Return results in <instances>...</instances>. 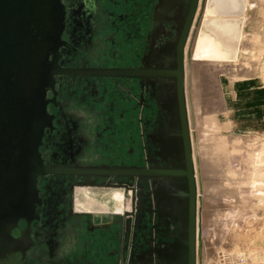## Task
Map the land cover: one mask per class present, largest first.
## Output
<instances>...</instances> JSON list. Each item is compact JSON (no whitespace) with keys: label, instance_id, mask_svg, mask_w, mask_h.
I'll use <instances>...</instances> for the list:
<instances>
[{"label":"flooded vegetation","instance_id":"obj_1","mask_svg":"<svg viewBox=\"0 0 264 264\" xmlns=\"http://www.w3.org/2000/svg\"><path fill=\"white\" fill-rule=\"evenodd\" d=\"M201 1L53 0L50 16L32 13L48 30L37 45L29 29L24 40L35 53L25 57L15 87L31 105L37 93L46 115L27 144L22 132L3 140L0 264L153 262L167 222L161 204L156 208L147 195L154 179L121 172L185 164L187 46ZM18 9L21 16L26 8ZM6 120L2 105L0 125ZM27 146L35 153L30 159ZM194 169L199 238L195 162ZM121 185L145 193L123 234L118 224L103 228V214L124 213Z\"/></svg>","mask_w":264,"mask_h":264},{"label":"rangeland","instance_id":"obj_2","mask_svg":"<svg viewBox=\"0 0 264 264\" xmlns=\"http://www.w3.org/2000/svg\"><path fill=\"white\" fill-rule=\"evenodd\" d=\"M247 1L239 56L221 61L198 35L189 49L208 264H264V0H232L222 16L238 17Z\"/></svg>","mask_w":264,"mask_h":264},{"label":"water","instance_id":"obj_3","mask_svg":"<svg viewBox=\"0 0 264 264\" xmlns=\"http://www.w3.org/2000/svg\"><path fill=\"white\" fill-rule=\"evenodd\" d=\"M20 7L26 8L21 16L17 13ZM34 11L44 12V15L50 16V13H53V0H0V108L4 105L7 114L6 126L0 125V136H5L0 137V156L5 153L4 148L7 146L3 140L7 143L13 134L22 132L21 137L26 141V144L29 139L34 138L36 133L40 134L42 121L46 115L40 96L36 97L37 93H33L32 102L34 105H31L27 98H19L15 87L19 80L18 76L22 75V71L27 67L28 53H35V48H32V44L30 45L31 41L24 39L29 38V31L33 30L34 33L31 35L33 40H31L34 43L36 41L37 44L38 35L44 30H48L46 24H44L46 26H39L40 20L32 14ZM9 73L10 75H7ZM183 130L185 164L180 169L126 170L121 172L123 176L139 174V176L148 175L154 179L147 195L151 197L156 208L161 204L167 222L164 233L159 236V242L151 251L153 259L151 264H196L197 189L186 109L183 116ZM30 148L27 146L25 149L27 159L35 156L34 151H29ZM159 175H162L163 178H160L157 186L156 177ZM120 187H124L126 190L130 188L129 185ZM132 189V209L122 214H103L106 221L103 225L104 229L110 232V222H112V224L121 226L123 234L132 223L133 217L136 218L139 204L145 193L139 187L133 186ZM155 211L157 210L155 209ZM125 225L127 227L124 230ZM138 261L141 264L139 259Z\"/></svg>","mask_w":264,"mask_h":264},{"label":"bare ground","instance_id":"obj_4","mask_svg":"<svg viewBox=\"0 0 264 264\" xmlns=\"http://www.w3.org/2000/svg\"><path fill=\"white\" fill-rule=\"evenodd\" d=\"M232 0H202L201 1V7L198 13V17L195 21L193 30L191 27L192 34L189 39V43L187 46V80H188V102H189V116H190V127L189 132H191L190 139L192 138V144H191V150L193 147V165L195 162V168L197 172V177L199 181V195H200V213L199 218L201 219V214L204 207V201L206 196L204 195V176L202 169V151L200 149V143L196 139V124L195 121H198L193 118V112H194V103L195 100H193V92L191 91V76L193 78L194 73L191 70V52L189 51L191 47V42H193V39L196 35H198V38L206 39L208 40L216 50L219 59L221 61H232L235 57L239 56L241 41H242V35L244 31L245 26V19H246V11L248 7V1L247 4L245 3V6L243 8V11H241V15L238 17H227L223 18V9L227 10L230 8L229 4H231ZM231 2V3H230ZM200 5V3H199ZM199 8V6H198ZM221 10V11H220ZM193 26V24H192ZM191 33V32H190ZM190 35V34H189ZM189 38V37H188ZM187 38V39H188ZM213 62V61H212ZM186 84V83H185ZM206 86V85H205ZM192 94V95H191ZM199 108V107H198ZM197 108V109H198ZM196 112V110H195ZM196 116V115H195ZM189 121V120H188ZM199 124V123H198ZM199 126V125H198ZM197 126V128H198ZM191 130V131H190ZM202 139V138H201ZM202 171V172H201ZM195 172V169H194ZM196 180V177H195ZM93 188H89L85 190V195L88 190H92ZM196 189H197V182H196ZM122 193V201L123 205L125 207V211L132 209V202L131 207L128 203L129 200L132 201V195H133V189L128 188L127 190L123 188H119ZM196 201H197V195H196ZM82 201H79V204H81ZM111 208L108 207V210ZM87 210H91L87 208ZM109 212V211H108ZM111 214V213H110ZM116 215V214H115ZM133 220V219H132ZM112 223L110 222V226ZM196 227H197V209H196ZM202 224L201 221L199 222V238L197 237V228H196V246H197V238H198V257H197V264H208L207 262V253L206 250L203 248V238H202V232H201ZM106 230V229H105ZM108 231V230H106ZM210 243V241H209ZM209 245V244H208ZM207 246V245H206Z\"/></svg>","mask_w":264,"mask_h":264},{"label":"crops","instance_id":"obj_5","mask_svg":"<svg viewBox=\"0 0 264 264\" xmlns=\"http://www.w3.org/2000/svg\"><path fill=\"white\" fill-rule=\"evenodd\" d=\"M246 85L248 86V88L245 87V85L243 84L242 85V90L243 91H247V89H249L251 87L250 83L246 82ZM256 84H253V87H255ZM256 88V87H255ZM256 91H261V88L258 87V89L256 88ZM250 92V90L248 91V93ZM237 96V95H236ZM259 102H257L256 104H251V105H246L245 102H242L241 103V106L243 105V107H249V108H254L255 106H258V105H262V104H258Z\"/></svg>","mask_w":264,"mask_h":264}]
</instances>
